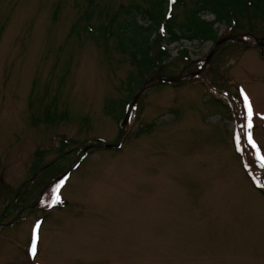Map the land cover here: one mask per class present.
<instances>
[{
  "label": "rangeland",
  "instance_id": "1",
  "mask_svg": "<svg viewBox=\"0 0 264 264\" xmlns=\"http://www.w3.org/2000/svg\"><path fill=\"white\" fill-rule=\"evenodd\" d=\"M132 1L149 2L0 0V264H264V31L221 22L215 39L168 45L142 81L177 82L146 88L120 146L106 148L97 140L116 141L140 88L142 69L117 44L120 6ZM118 12L108 35H91ZM52 195L65 205L49 208Z\"/></svg>",
  "mask_w": 264,
  "mask_h": 264
},
{
  "label": "trees",
  "instance_id": "2",
  "mask_svg": "<svg viewBox=\"0 0 264 264\" xmlns=\"http://www.w3.org/2000/svg\"><path fill=\"white\" fill-rule=\"evenodd\" d=\"M177 5L185 6L181 19H178L173 12ZM186 5V0H149L147 6L133 1L125 7L120 6V13L125 17L118 24L121 36L117 44L119 49L126 52L135 65L142 69L141 80L138 79L136 89L144 82L142 78H148L149 71L154 70L155 74L159 72L163 61L170 57L167 46L171 43L180 45L183 40L205 41L211 37L215 39L214 25L221 22L226 23L232 33L244 31L257 34L264 31V27L258 28L253 24L244 28L241 23L242 18L264 22V0H193L192 6L186 7ZM120 13L113 15L97 30L88 24L85 26L91 27L89 30L93 32L91 35L96 32L100 35L104 33L108 35L111 24ZM206 13L212 14L213 19H204L202 15ZM91 17L92 12L86 14L87 23ZM141 20L142 23H140ZM243 37L248 38L247 35ZM177 56L185 63L190 61L186 49H177ZM128 103L129 100L123 104L121 113L124 112ZM150 126L152 125L147 127ZM69 142L71 140L62 141L60 150H63V146H67ZM256 170H258V176L261 177L264 174L263 167L258 166ZM51 199L50 196L48 202H51ZM64 205L65 201H59L53 203L52 208H61Z\"/></svg>",
  "mask_w": 264,
  "mask_h": 264
},
{
  "label": "water",
  "instance_id": "3",
  "mask_svg": "<svg viewBox=\"0 0 264 264\" xmlns=\"http://www.w3.org/2000/svg\"><path fill=\"white\" fill-rule=\"evenodd\" d=\"M228 39H232V37H228ZM224 40H227V39L226 38L225 39H220V40H218L216 42V44H215L214 48L212 49V51L207 55V57L205 59V62L203 64V67L201 68L200 71L195 72V73H191V74H189L187 76L193 77V76H196V75L200 74V72L202 71V69L204 68V66L207 65V63H208L209 59L211 58V56L218 49V47L224 42ZM255 41H258L257 43L260 46H264V42L263 41H259L256 38H255ZM177 80H178L177 78L169 77V76H155V77H152L150 79L145 80L142 83V85L140 86L139 90L135 93V95L133 96L131 102L128 105L127 111H126V113H125V115L123 117V120L121 122V130L119 132V135H118L116 141L114 143H111L110 144V143H107L105 141L97 140L98 142H96V143L98 145L104 146L106 148H108V147L117 148L120 145L122 136L124 135L125 127H126V124H127L128 120H129V117H130V113L132 111V108H133L134 104L136 103V100L138 99V97L145 91V89L148 88L151 84H153L155 82H158V83H162V82H165V83H175V82H177ZM89 146H84L82 148L81 153H80L81 156L88 150ZM80 159H81V157L78 158L77 162H79ZM41 194L42 193H39L38 198H37V202L39 201V199L41 197Z\"/></svg>",
  "mask_w": 264,
  "mask_h": 264
},
{
  "label": "snow or ice",
  "instance_id": "4",
  "mask_svg": "<svg viewBox=\"0 0 264 264\" xmlns=\"http://www.w3.org/2000/svg\"><path fill=\"white\" fill-rule=\"evenodd\" d=\"M241 94L244 95L243 94V90H241ZM244 104H245V108L247 109V113H248V124H247V127L249 129V132H248L247 139H248V142L250 144H252L253 147H255V143H254V141L252 139V133H251V128H252V123H251L252 108H251V105L249 103L248 97L246 95H244ZM35 240H36V235H35V230H34L33 244H32V249H31L33 255L36 254Z\"/></svg>",
  "mask_w": 264,
  "mask_h": 264
}]
</instances>
